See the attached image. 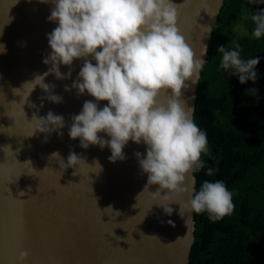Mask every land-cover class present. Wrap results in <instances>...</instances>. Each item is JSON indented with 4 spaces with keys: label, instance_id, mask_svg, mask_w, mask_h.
<instances>
[{
    "label": "water",
    "instance_id": "1",
    "mask_svg": "<svg viewBox=\"0 0 264 264\" xmlns=\"http://www.w3.org/2000/svg\"><path fill=\"white\" fill-rule=\"evenodd\" d=\"M223 1L172 0L178 5L177 26L197 58L208 48ZM54 6L53 0H0V44L6 48L0 53V264H20L21 251L29 252L24 264H189L195 213L181 218L179 209L194 195V172L186 177L187 191L172 197L168 206L173 213L167 215L157 203L168 201L153 195L159 185L144 190L147 175L135 153L146 156L145 144L129 141L123 150L126 159L111 162L109 148L84 149L79 138L69 137L71 117L86 100L95 102L71 88L82 59L73 62L70 78H44L54 86L51 93L25 84L50 67L43 60L51 52L47 35L58 26L48 20ZM202 58L206 62L207 53ZM69 70L60 67L62 73ZM196 89L197 84L191 86L183 97L194 108ZM49 94L61 96L62 102L49 101ZM160 99L166 102V96ZM106 104L100 101L99 107ZM49 111L62 115L65 127L33 135V115ZM6 145L12 151L2 150ZM70 151L90 166L64 169L49 159L58 152L67 163Z\"/></svg>",
    "mask_w": 264,
    "mask_h": 264
},
{
    "label": "clouds",
    "instance_id": "2",
    "mask_svg": "<svg viewBox=\"0 0 264 264\" xmlns=\"http://www.w3.org/2000/svg\"><path fill=\"white\" fill-rule=\"evenodd\" d=\"M53 3L48 20L58 26L47 35L51 52L43 60L50 67L25 84H31L32 91L40 86L51 93L54 86L44 83V78L49 74L57 79L70 78L73 62L82 59L83 66L71 88L78 95L87 93L94 97L95 102L86 100L82 111L71 117L69 137L79 138L84 149L95 145L109 148L111 162L126 159L123 150L129 141L145 144L146 156L135 153L142 173L147 175L144 190L159 185L153 195L168 201L157 204L170 216L173 209L168 204L174 202L172 197L187 191L186 177L204 167L201 156L209 151L206 133L194 122L195 108L183 98L200 81L207 47L197 58L177 26L178 5L172 0H53ZM251 20L255 25L252 35L260 38L264 35V10L252 14ZM4 51L5 46L0 44V53ZM217 51L222 54L221 69L232 70L241 84L256 82L258 57L242 58L241 47L235 42L231 48L220 46ZM61 65L69 67L67 74L60 71ZM249 91L256 93L254 88ZM162 96H166V102L161 101ZM47 99L62 102V97L56 94H49ZM100 101L107 104L99 107ZM31 121L35 122L33 135L51 134L65 127L64 117L51 111L46 116L34 114ZM2 150L12 151L11 145L3 146ZM53 158L64 169L90 166L85 157L74 151H70L67 163L58 152L49 157ZM94 165L102 171L98 161ZM212 174L209 169L208 175ZM164 190L166 194L161 195ZM193 192L180 205L181 218L186 213L207 212L215 222L234 211L233 192L223 181H204L199 191ZM167 223L175 226L171 220ZM28 256V251H21L20 264Z\"/></svg>",
    "mask_w": 264,
    "mask_h": 264
},
{
    "label": "trees",
    "instance_id": "3",
    "mask_svg": "<svg viewBox=\"0 0 264 264\" xmlns=\"http://www.w3.org/2000/svg\"><path fill=\"white\" fill-rule=\"evenodd\" d=\"M221 7L194 100V122L206 133L209 151L193 176L195 191L204 181H223L235 208L215 222L207 212L195 214L189 264H264V35H252L251 20L264 3L224 0ZM233 42L242 58H259L255 83L241 84L232 70L220 68L217 49Z\"/></svg>",
    "mask_w": 264,
    "mask_h": 264
},
{
    "label": "rangeland",
    "instance_id": "4",
    "mask_svg": "<svg viewBox=\"0 0 264 264\" xmlns=\"http://www.w3.org/2000/svg\"><path fill=\"white\" fill-rule=\"evenodd\" d=\"M235 27H238V24H236Z\"/></svg>",
    "mask_w": 264,
    "mask_h": 264
}]
</instances>
